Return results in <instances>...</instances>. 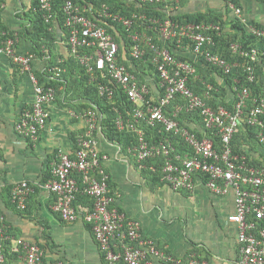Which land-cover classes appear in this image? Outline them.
Listing matches in <instances>:
<instances>
[{
	"label": "built area",
	"instance_id": "2783aa9c",
	"mask_svg": "<svg viewBox=\"0 0 264 264\" xmlns=\"http://www.w3.org/2000/svg\"><path fill=\"white\" fill-rule=\"evenodd\" d=\"M122 1L123 7L135 4L144 9L121 11L114 5V10L106 0H40V9L48 22L62 13L71 53L77 56L92 81L100 76L108 78L107 83H100L101 95L113 99L123 91L134 103L132 118L125 119L120 114L116 125L120 130L136 134L137 143L128 150L137 157L139 169L156 171V165L148 166L147 161L162 157L161 180L174 190H193L199 178L217 195H224L232 188L235 211L229 220L238 225L240 258L229 264H264V166L251 163L248 154H237L233 148L234 137L246 122L258 129L257 144L264 153V94L255 93L250 85L258 78L256 65L264 60V48L245 50L240 43H233L231 51L243 58L242 62H233L214 48L217 45L215 34L222 32L221 24L173 19L169 9L175 7L176 0ZM227 4L244 21L241 6L231 0ZM150 6L161 11L167 8L163 11L165 17L151 14ZM4 7L5 0H0V15ZM108 21L117 22L127 32L132 42L129 54L133 59L146 61V54L151 51V61L159 73L161 93L157 99L152 97L147 80L140 81L137 77L133 59H126L125 52L121 53L116 35L104 26ZM146 30L156 33L165 45L158 44ZM249 31L264 41V28L250 24ZM18 41L17 33L0 28V51L12 58L22 71L28 72L34 85L33 102L22 112L16 129L20 135L36 141L48 123L49 105L57 92L55 86L40 82L32 66L35 55L18 52ZM169 43L187 45L206 64L226 74L235 67L243 68L245 82L235 80L232 107L213 105V84L207 83L203 93L192 89L189 80L196 73L195 66L188 59L177 58L166 45ZM171 105L173 111L170 112ZM183 109L200 114L205 126L203 136L179 121ZM73 115L85 117L87 128L77 136L73 153L62 151L57 155L51 177L43 183V187L55 196L53 210L65 222L78 219L88 222L109 264H155L156 258L168 264H207L197 255L182 259L167 254L143 237L140 222L128 218L115 205V196L111 194L110 174L104 164L109 156L98 146L101 120L98 111L88 108L79 114L73 112ZM143 123L159 125L171 135L181 137L191 154L177 152L169 137L158 142L148 140L141 127ZM215 137L220 138L221 146L216 145ZM34 186L28 180L14 183L12 202L26 209ZM78 194L89 197L90 203L79 201ZM8 229L6 216L0 213V264H7L10 255L21 257L24 264H43L40 244L11 235Z\"/></svg>",
	"mask_w": 264,
	"mask_h": 264
},
{
	"label": "crops",
	"instance_id": "0c3cea01",
	"mask_svg": "<svg viewBox=\"0 0 264 264\" xmlns=\"http://www.w3.org/2000/svg\"><path fill=\"white\" fill-rule=\"evenodd\" d=\"M34 1L5 0L0 15V28L19 36L16 49L20 53L33 52L32 34L28 29H32L35 17ZM239 1L246 28L254 23L264 26V0ZM174 5L169 9L174 15L213 12L224 19H239L226 0H176ZM162 10L165 12L167 8ZM229 27L230 24L222 25L225 32ZM55 28L58 39L53 54L34 52L32 66L37 74L50 73V67H57V63L69 55L67 43L62 38V28L57 23ZM146 31L153 35L158 44L165 45L156 33ZM166 45L194 64L196 73L192 76V84L201 88L208 82L209 72V77L220 81L225 91L230 89L222 77L207 69L209 67L187 45ZM148 70L144 76L150 85L152 97L157 99L161 93L159 82L154 73ZM66 72L63 69V72L56 71L52 75L60 79L56 98L49 105L46 127L36 141H31L20 135L16 124L22 112L33 102V82L28 72L22 71L12 58L0 51V193L3 187H12L21 180H28L36 187L28 199L27 209L9 206L1 196L0 207L11 232L40 244L43 264H109L90 224L82 219L75 222L62 220L52 207L54 194L43 187L57 155L62 151L73 153L77 136L87 128L86 118L76 117L73 112L79 114L88 109L85 106L89 98L85 95L84 87L76 83V75L66 76ZM228 93L223 98L229 102L234 92L230 89ZM91 108H96L101 119L97 132L98 146L102 153L109 156L104 164L110 174L109 187L115 196V205L128 218L140 222L143 237L154 242L165 253L178 258L188 259L197 255L207 264L236 263L240 258L238 225L229 220L235 211L233 189L224 195H217L199 178L193 190H174L160 176L150 170L139 169L137 157L124 143L103 129L101 109L98 106ZM190 124L192 127L201 126L193 121ZM252 150L251 158L263 159L259 146ZM80 200L83 201L82 198ZM154 262L168 264L158 258ZM7 264H24V260L10 255Z\"/></svg>",
	"mask_w": 264,
	"mask_h": 264
},
{
	"label": "trees",
	"instance_id": "16d2710c",
	"mask_svg": "<svg viewBox=\"0 0 264 264\" xmlns=\"http://www.w3.org/2000/svg\"><path fill=\"white\" fill-rule=\"evenodd\" d=\"M82 1V0H81ZM111 3L112 8L114 9V5H117L116 10L121 11H132V10H143L144 7H137V5L132 4L131 7H123L121 3H123L122 0H106ZM228 1V0H226ZM236 5L241 6L239 0H231ZM34 8L36 9L35 17L33 21L32 29H28L30 33L32 34L31 41L33 46V54L34 52L38 54H53V50L56 47L57 43V35L55 33V23L59 24V27L63 30V37L64 40L67 43L68 46V57H63L62 62L57 63V67H50V73H40L36 74L40 82L46 83L48 85H53L57 89V84L59 83V78H53L52 75L55 74L56 71L60 69V71L63 69H66V76L67 75H76V83L78 85H82L85 90V95L89 98V103L87 108L98 106L101 109L102 112V127L104 130L107 131L110 136H115L121 143H124L125 147L128 149L129 146H133L137 143V136L134 132L128 131L127 129L120 130L118 129L116 125V119L117 117L122 114L125 119H131L132 113L134 109V103L130 100L128 95L123 92L119 91L113 99H109L107 96L101 95L99 91V86L101 82H108V78L99 77L97 80L92 81L90 75L87 73L86 68L80 64L78 61V58L76 55L71 53L70 45L68 44V30L64 26V19L61 12H59L56 20L47 21L44 17V13L40 9V0L34 1ZM115 10V9H114ZM147 10V9H146ZM148 11L151 14L154 15H160L162 17H165V13L161 11L160 9H157L155 6H150ZM173 19L181 20V21H187V22H196V23H219L223 27L227 24H230L229 30L225 32V30L222 28V32L220 35L215 34V38L217 40V45L214 47L216 50L222 53L223 56H225L230 61H239L242 62L243 58L239 54H234L231 51V44L233 43H240L242 45V48L245 50H250L252 47H259L264 48V41L263 39L258 38L257 36L250 33L248 30L249 28H246V24L241 19H233L228 20L224 19L222 15L216 14V13H197V14H187L185 16L183 15H174L172 14ZM257 26H260L264 28L263 25L259 23H254ZM104 26L108 29V31L113 32V34L116 35L117 40L120 42V50L121 53L125 52L126 59L128 57H131L129 52L132 45L131 40L128 38V34L125 31V29L122 27V25L117 24V22H111L108 21V23H104ZM55 29V30H54ZM26 31V33L29 34V31ZM224 31V32H223ZM173 44V43H171ZM174 45V44H173ZM175 46V45H174ZM222 48V51H221ZM172 52L176 55L179 59H185L181 57L180 55H177L173 49L171 48ZM148 54H146V61L144 59L135 60L131 57L132 60V66L133 69L136 72L137 77L140 81H145L144 72L149 69L148 71L156 76V79L159 82V73L157 71V68L154 63L151 61V51L148 50ZM35 55V54H34ZM122 60V59H121ZM123 61V60H122ZM204 62V60H202ZM146 62V63H145ZM205 63V62H204ZM206 64V63H205ZM33 65V62H32ZM212 71H215L222 79L226 82L228 87L234 92V85L235 80L239 79L241 83L244 84L245 82V73L242 67H235L233 68L231 73H224L222 71H219L213 66H210L209 64H206ZM149 67V68H148ZM56 69V70H55ZM60 73V72H59ZM256 73H257V80L254 83H251V88L255 93H262L264 94V60L262 63H259L256 65ZM189 85L192 87V89L198 93H203L206 84L210 83L213 84L214 90H213V100L211 101L213 105L219 106V105H226L228 107H232V102L234 100V97L230 99V101L224 100V94H219L217 92L219 86L217 85V80H212V82H207L205 85H202V87H198L194 84H192V77L189 80ZM63 84V83H61ZM246 84H248L246 82ZM218 87V88H217ZM222 89L225 90L223 87ZM235 93V92H234ZM219 98V100H218ZM180 102H183L181 98H178ZM169 111H173V105L169 107ZM179 121L182 124L187 125L191 130L196 131V133L201 137L203 136V133L205 132V126L202 122V118L199 113L197 112H187L185 109H183L179 116ZM190 121H193L195 123H198L201 126L198 127H192L190 124ZM141 127L146 132V138L153 142H158L161 140H165V138L169 137L172 139L176 146V150L179 153H186L189 152L191 154L190 149L187 147L183 139L179 136L171 135L170 133L166 132L165 129H163L161 126H151L146 123L141 124ZM257 128L255 126H251L246 122H243L240 128V131L235 135L234 141H233V148L234 152L240 155L248 154L251 163L256 165H262L264 166V153L263 159H255L251 158L250 154L253 153L252 149H255V146H258L257 144ZM207 132L210 134L211 131L207 130ZM239 133H244L245 135L242 136L243 141H239L237 135ZM213 137V135H212ZM216 145L221 146V140L219 137H215ZM148 166L155 164L156 165V171L150 170L155 175L162 177V166H163V158H156V159H150L147 161ZM51 171L48 175V177L44 180V182L48 181L50 179ZM50 176V177H49ZM79 179V183L81 184L80 177L77 176ZM35 187V186H34ZM36 190V187H35ZM11 186H6L5 188H2V191L0 193L1 199H5V202L9 206H13L16 208L17 205L12 202L11 200ZM33 194V193H32ZM31 194V195H32ZM112 194V192H111ZM30 195V196H31ZM113 195V194H112ZM29 196V197H30ZM82 194H78V200L82 198L84 203H90V198L87 196H84ZM28 197V199H29ZM12 202V203H11ZM28 208V200H27V207ZM25 210V209H21ZM0 213H4L3 209L0 207ZM9 225V224H8ZM8 232L11 235L16 236L13 232L10 230V226L8 229ZM15 256V255H14Z\"/></svg>",
	"mask_w": 264,
	"mask_h": 264
},
{
	"label": "rangeland",
	"instance_id": "374dc122",
	"mask_svg": "<svg viewBox=\"0 0 264 264\" xmlns=\"http://www.w3.org/2000/svg\"><path fill=\"white\" fill-rule=\"evenodd\" d=\"M207 69H209L210 71H212V69H210V68H207ZM210 76V73L209 72H207V81L208 82H212V80H214L215 81V79L213 78V77H209ZM217 82V85L219 86V88H218V90H217V92H219L220 94H224L225 93V95H228L229 93V91H230V89H226V91L224 90V89H222L223 87H225L224 85H222L221 84V82L220 81H216ZM221 84V85H220ZM245 134L244 133H239L238 135H237V137H238V140L239 141H243V138H242V136H244Z\"/></svg>",
	"mask_w": 264,
	"mask_h": 264
}]
</instances>
